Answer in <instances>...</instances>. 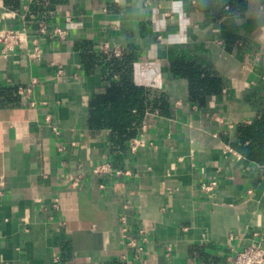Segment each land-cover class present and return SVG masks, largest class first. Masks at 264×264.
<instances>
[{
	"label": "crops",
	"instance_id": "0c3cea01",
	"mask_svg": "<svg viewBox=\"0 0 264 264\" xmlns=\"http://www.w3.org/2000/svg\"><path fill=\"white\" fill-rule=\"evenodd\" d=\"M244 1L219 18L197 0L0 2V35H27L6 54L0 42V264H228L264 246V164L234 147L264 109V0ZM43 23L67 34L41 36L35 59ZM125 53L135 83L166 92L172 110L148 113L144 145L119 156L89 118L109 85L102 56ZM180 60L222 91L193 99Z\"/></svg>",
	"mask_w": 264,
	"mask_h": 264
},
{
	"label": "trees",
	"instance_id": "16d2710c",
	"mask_svg": "<svg viewBox=\"0 0 264 264\" xmlns=\"http://www.w3.org/2000/svg\"><path fill=\"white\" fill-rule=\"evenodd\" d=\"M44 3L45 0H39ZM199 8L212 12L217 18L244 9V0H197ZM17 9L21 0H5ZM109 85L94 96L90 103L89 124L93 129L110 130V144L122 156L130 143L141 132L145 117L150 112L171 114V102L166 92L138 85L134 81V56H102ZM175 73L189 80L191 97L203 100L209 94L222 91L224 81L201 68L196 61L180 60L174 64ZM234 147L247 158L264 164V109L251 123H240Z\"/></svg>",
	"mask_w": 264,
	"mask_h": 264
},
{
	"label": "built area",
	"instance_id": "2783aa9c",
	"mask_svg": "<svg viewBox=\"0 0 264 264\" xmlns=\"http://www.w3.org/2000/svg\"><path fill=\"white\" fill-rule=\"evenodd\" d=\"M1 1L2 0H0V2ZM49 13H53V10H50ZM66 34V29L60 26H56L52 30H50L49 25L45 23L41 24L38 29V35L33 39L34 47L32 51V57L38 59L41 56V36L64 38ZM26 41L27 35L25 28H23L22 30L14 28L5 30L0 35V42L3 44L2 53L6 54L9 50ZM116 52H118V50ZM22 92L30 95L32 94V89L29 88L27 90H23ZM141 145H144V142L139 138L136 137L132 140V148H137ZM110 169L111 166L109 164L96 167V171H107ZM117 173L120 175L123 174L121 170H118ZM126 173H129V171H126ZM215 184L216 181H213L209 186H207V188H212ZM123 219L125 220L124 217ZM123 229L124 231L127 230V228ZM140 234L143 236L144 240H147L144 229L140 230ZM127 244L136 252L141 253L144 250V247L142 245H139L137 238L135 237H129L127 240ZM121 258L122 260H127V255L123 254ZM228 264H264V246L257 243H252L245 247L243 250L238 251L237 254L231 258V262Z\"/></svg>",
	"mask_w": 264,
	"mask_h": 264
}]
</instances>
